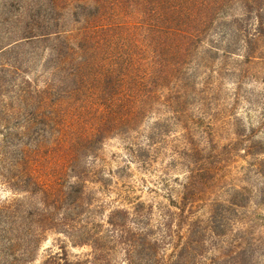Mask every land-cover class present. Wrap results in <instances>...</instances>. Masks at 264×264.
Instances as JSON below:
<instances>
[{
  "label": "trees",
  "instance_id": "1",
  "mask_svg": "<svg viewBox=\"0 0 264 264\" xmlns=\"http://www.w3.org/2000/svg\"><path fill=\"white\" fill-rule=\"evenodd\" d=\"M42 6L46 16L27 17L0 49V186L10 194L0 198V264H30L49 234L63 240L41 264H113L117 254L124 264H260L264 236L246 222L252 192L218 186L228 144L215 138L228 122L211 108L225 80L241 86L260 66L254 77L264 82V0ZM29 46L31 58L20 59ZM192 109L210 148L194 138ZM175 127L186 173L179 190L165 204L130 197L123 172L131 163L148 170ZM112 139L126 143L129 160L106 171Z\"/></svg>",
  "mask_w": 264,
  "mask_h": 264
},
{
  "label": "rangeland",
  "instance_id": "2",
  "mask_svg": "<svg viewBox=\"0 0 264 264\" xmlns=\"http://www.w3.org/2000/svg\"><path fill=\"white\" fill-rule=\"evenodd\" d=\"M47 0H0V49L14 42L20 34L21 29L27 22V17L39 20L46 16L42 4ZM30 6V7H29ZM29 7L28 11L27 8ZM33 46L25 47L21 58L29 59L33 55ZM23 68L27 64L23 63ZM39 68L26 73L30 78H36ZM261 71L260 66L254 67L251 71L253 77H249L241 86L234 84L230 80L221 82V86L216 91L214 106L211 108V114H214L219 122L225 120L227 125H223L218 130L215 142L221 149L228 144V148L223 151L221 156V166L217 173L218 186L226 190L231 186L247 188L252 192L253 197L247 209V220L249 225L256 227V234L263 238L264 236V82L263 76L258 75L255 78V72ZM257 74V73H256ZM191 119L195 124H190L194 138L201 147H211L204 139L202 125L205 121L197 119L198 111L192 109ZM207 122V120H206ZM224 122V121H223ZM172 123V122H170ZM145 126H147L145 124ZM146 132V128L143 129ZM143 131V132H144ZM182 131L179 127L169 130L166 134L164 146L159 150L158 157L152 163L148 170H140L137 164L131 163L129 170L123 172L119 182L129 187L130 197L140 198L146 203L162 202L165 204L166 196L171 190L176 194L183 183L186 173L184 170L185 161L179 153L182 150L181 145ZM207 137V136H206ZM204 139V140H203ZM233 141L236 146H229ZM235 141V142H234ZM138 142H143L140 138ZM127 146L124 141L112 139L106 142L102 154L105 160L106 171L115 170L118 167H124L129 160L127 155ZM102 164H99V168ZM116 179V178H115ZM114 179V180H115ZM113 180V181H114ZM121 184V185H122ZM97 186V185H96ZM112 186H115L112 184ZM93 190L97 187L90 186ZM147 187L157 189V194L150 193ZM96 196L102 201L114 200L113 194L104 196L95 192ZM10 196L9 192L0 186V198ZM162 196V197H160ZM110 197V199L108 198ZM122 204V203H121ZM107 210V207H106ZM155 218L157 213H154ZM59 240L62 236L49 234L43 241L35 255V260L30 264H41L47 255L57 252ZM68 246V245H67ZM71 256L83 257L90 252L88 247L70 248L67 247ZM113 264H124L122 255L117 254L113 259ZM260 264H264V259Z\"/></svg>",
  "mask_w": 264,
  "mask_h": 264
}]
</instances>
